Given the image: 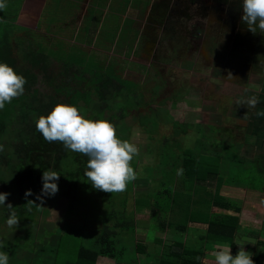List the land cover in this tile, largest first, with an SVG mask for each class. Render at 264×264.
<instances>
[{"label": "rangeland", "instance_id": "rangeland-1", "mask_svg": "<svg viewBox=\"0 0 264 264\" xmlns=\"http://www.w3.org/2000/svg\"><path fill=\"white\" fill-rule=\"evenodd\" d=\"M78 1L22 0L20 4L18 1L13 4L17 14L14 23L22 27V31L16 30L21 41L17 42L18 45L12 41L14 57L17 66L30 72L29 76L34 78L27 80H30V92H25V96L16 98V101L25 102L26 109L31 97H39L44 104L43 116H47L55 105L67 104L76 106L85 118L106 120L103 119L105 117L93 115L91 110L96 94L87 87L96 83L102 75L122 80V95L117 100L109 97L112 107L102 102L99 109L101 112L107 109V119L116 121V132L120 139L138 147L139 154L134 157L131 166L137 172V179L144 183H137L136 180L131 183L133 188L138 185L139 190L135 187L136 192L152 195L153 201L149 202L151 206L158 204L159 208L166 209L165 194L155 199V192L166 189L186 191L177 184L183 181V173L177 175L175 162L181 161L186 150H192L194 154L201 153L203 141H206L204 146L215 148L217 153L229 160H225V166L220 162L219 177L223 186L239 181L245 189L243 191L242 188L243 192H238L237 196L232 193L234 188L231 186L229 188L232 189L224 192L237 200L242 197V193L254 194L257 200L253 202L261 205L263 210L264 166L263 171H260V167L241 155L239 142H243L246 132L251 131L245 129L246 120L242 115L239 116L237 101L243 97L250 98L251 93L247 89L258 83V72L263 70L259 71L258 65L264 60L259 50L264 45V32L257 30L258 38H254L259 39V42L245 37V24L241 22L242 0H112V7L108 9L105 6L111 0ZM119 3L127 13L125 19L111 15V9ZM80 6L86 10L81 12L85 16L84 21L90 16L95 26L84 27V21L81 24L76 21V24H72L74 30L71 34L78 39L68 43L71 26L65 24L62 14L76 15L81 11ZM136 7L143 11L134 10ZM144 7H148L146 13ZM130 18L139 20V33L136 28L127 29L133 24ZM63 38L67 40H59ZM82 38H86V41H81ZM87 39L92 43L87 42ZM28 49H41L48 57L46 77L30 68L27 62ZM66 66L73 67L68 69ZM67 69L78 74H69L67 79ZM125 94L128 95L126 100ZM132 103L133 107L130 106ZM16 108L17 105L14 110ZM18 115L10 119L11 122L5 128H0V192L9 193L6 205L11 203L13 207L26 209L28 202L25 203V199L29 197H25L27 185L24 184L27 176L26 145L23 143L25 135L21 133L26 134L27 125L21 124L20 119L26 121L28 117L21 114L23 117L20 118ZM178 125L187 126L184 136L179 135L180 146L174 136V131H179ZM195 131L200 144L199 140L197 143L194 141ZM13 134H17L15 139ZM9 166L13 169L8 170ZM86 170L87 167H84L81 174L84 175ZM11 172L14 175H10ZM163 179L166 181L161 185ZM208 185V192H213L215 183ZM16 187L20 189L19 192ZM59 193L58 190L54 196L39 199L40 204L30 209L37 222L35 228L18 231L14 229L18 225L9 227L5 218L10 210L0 206V244H3L0 250L9 254V264H51L49 251L54 248L57 239L65 234L73 236L79 246L94 249V238L101 232L102 226L112 225L108 213L121 211V199L125 200L123 209L129 216H124V221L133 218L136 224L133 227L135 241L132 244H144L148 254L158 257L166 251L173 238L182 237L168 230L165 233L167 238L163 239L164 232L161 233L158 228L162 217L165 222L172 220V210L167 215L157 214V219H149L148 211L140 212L142 205L134 209L136 199L143 203V195L135 197L133 192L126 196L114 195L111 202H103L102 199L89 201L92 196L87 198L88 193H81L82 196L75 194L76 198L86 201V211L75 204L69 214V200ZM237 200L236 205L244 207V203L241 206ZM21 214L26 216L27 212L24 210ZM118 231L123 233L119 232L116 249L125 248L121 258L125 262L144 264L148 258L135 254L134 245L129 241L132 234H127L123 229ZM249 234L250 229L240 228L237 232L240 240L236 235V244H246L243 240ZM198 237L196 244L200 246L202 243L208 247L204 263L216 264L214 251L217 245L205 241V235L200 230ZM159 239L161 244L154 241ZM252 240H248V243ZM260 240L264 243V229ZM252 243L248 248L243 246L246 250L254 246L250 255L256 248L255 243ZM259 249L264 253V246ZM237 252L231 250L233 255ZM155 260V257L151 259V264H155Z\"/></svg>", "mask_w": 264, "mask_h": 264}, {"label": "trees", "instance_id": "trees-1", "mask_svg": "<svg viewBox=\"0 0 264 264\" xmlns=\"http://www.w3.org/2000/svg\"><path fill=\"white\" fill-rule=\"evenodd\" d=\"M20 4L22 0H7V7L3 12H0V62L6 63L11 66L14 71L19 74H22L26 81L30 78L31 73L19 68L17 66V59L14 57V44L12 41L16 42L15 45H18L17 42L20 40L16 34V30H21L22 27L18 26L15 21V16L17 14L16 10L13 8V4L15 5L16 2ZM10 5V6H9ZM12 18V19H11ZM21 41V40H20ZM22 51V50H21ZM20 53V51H19ZM47 56L44 55L43 50H30L28 49L27 52V62L32 69L38 70V72L46 77V67H47ZM73 66H66V68H70ZM65 71V76L69 79V74L75 75L76 73H71ZM78 69V68H77ZM31 71V72H32ZM34 79L33 77H31ZM25 90L23 95L19 97H24L25 92L29 93L31 90L30 80L25 84ZM89 88L92 92L96 94L95 102L92 104V113L95 117L106 119L110 121L114 125L116 121H112L107 119L108 116L106 115L107 109L101 110L99 109L102 102H105L107 106L109 105L112 107V102L108 100L109 97L113 100H117L122 95L124 86L122 80H117L116 78L108 77L107 75H102L96 83L91 85ZM29 97V96H28ZM125 100L127 99L128 95L125 94ZM18 98V97H17ZM26 105L27 112H25V102H17L16 98L12 100L10 104H6L3 110H0V128L4 127L8 122H11L10 119L15 117L17 113H19L18 117L21 114L26 115L28 120H24L23 118L20 119L21 124L26 123L27 130L26 134L21 133V135H25L23 143H25V167H26V181L25 185H27L26 191L31 190L32 195L25 199V203L28 204L25 206L26 209H21L18 206H14L11 210L16 213L18 218L17 228L16 230H23L25 228H35L36 223L35 219H33L32 212H30L31 208L38 206L40 203L38 202L37 196H40L41 189H42V173L43 171H48L50 168L52 171L57 172L60 176L58 180V189L64 198L69 200L68 203V213H72V209L75 204L83 210L86 201H83L80 197L76 198L75 194H82L88 193V196L91 195L92 197L89 198V201L95 200L99 201L100 199L103 202L112 201L114 195L123 194L126 196L127 194L133 192V184L129 183L127 188L123 192L118 193H108L103 192L97 189H94L90 182L87 180L85 175H82V170L87 165L88 157L69 151L64 148L61 142H52L49 143L40 133L36 131V120L39 118V115H42V111H44L43 102L39 97H31L29 102ZM18 106L16 110H14L15 106ZM130 106H134V103L130 104ZM110 108V107H109ZM125 109V108H124ZM18 111V112H17ZM142 125V124H141ZM155 125V123H154ZM179 131H174L175 141L180 143L181 139L179 140L180 136L186 133V125H178ZM28 132V134H27ZM197 140H199V136L197 131ZM15 139L17 134L12 135ZM11 136V138H12ZM202 143V141H201ZM200 144V140H199ZM206 141H203L201 147V153L197 152L194 154L192 150H186L183 158L181 161H176L174 168L182 169L183 173V181H181V185L187 191L186 188H189L187 191V201L185 202L186 205L182 209L177 210L178 213H174V217L172 220L169 221H162V218L158 222V228L160 231L163 232L165 229H170L173 233H178L183 236L187 231V226L189 223L191 224H201L205 225V241H213L220 244H228L231 247V250H235L236 243L235 235L237 229L239 228L238 222L239 217L235 214H225L221 213H211L210 209L217 208L222 211H233L235 213H239L240 208L236 205L235 202L227 199L224 196L220 195V188L222 186V180L219 177V167L220 162L222 160H228L222 154L217 153L215 148H209V146H204ZM182 144H179V146ZM208 145V144H207ZM229 161V160H228ZM52 165V167L50 166ZM8 170L13 169L11 166L7 167ZM62 169V170H61ZM260 171H263L260 168ZM10 175H14L13 172ZM10 178L12 176H9ZM13 181V178L11 179ZM138 180V179H136ZM161 183V185L164 183ZM173 181V180H172ZM183 182V183H182ZM215 183L214 191L208 193V188L210 185ZM176 185V183H175ZM195 187V188H194ZM18 192L20 189H18ZM85 191V192H84ZM204 191L205 204L202 205L200 210H193L192 204L196 203L192 198L194 195L198 196L200 192ZM82 193V194H81ZM165 194L166 197V209L163 210L159 208L158 204L150 205V200L153 201L151 194H142L144 197L143 203H139L136 199L134 202V209L142 205L140 212H149L151 218L157 219V214H164L167 215L170 210L174 209V207L178 208V203L182 196V191L178 190H163L161 192H155V199L159 198L161 195ZM136 196L141 194H134ZM203 195V196H204ZM135 196V197H136ZM94 202V201H93ZM142 202V201H141ZM147 202V203H146ZM122 205L121 211H111L108 213V218L111 221L112 225H104L103 228L100 229L96 237L94 238L95 248H85L84 246H79L78 241H76L73 236L69 234H65L60 236L56 243H54V248L49 251L50 253V262L51 264H95L98 258H106L112 261L113 264H141L137 262H125L121 256L124 255L125 248H121L119 250L116 249L117 242H119V232L122 234L123 232L118 231L119 229H123L124 232L127 234H132L129 241L131 244L134 239V231L135 226L133 218H128V221H124V216H128L127 212H125V200L121 199L120 207ZM147 208H146V207ZM182 206V205H181ZM140 209V208H139ZM26 211V216L21 214V211ZM206 210V211H205ZM7 211L9 209L7 208ZM86 211V210H85ZM136 211V210H135ZM7 219V217L5 218ZM178 219V220H177ZM26 225H25V224ZM111 226V227H110ZM264 228V224L262 226ZM28 232L31 231L27 229ZM79 236V235H77ZM130 244V245H131ZM135 254L138 256H146L148 260L144 264H151V259L154 257L151 254H148L145 250V246H143L139 242H134ZM260 246H264L262 241H258L256 244V248L252 254V259L254 264L259 263V260L263 258L264 253L262 250L259 249ZM258 247V248H257ZM208 247H205L202 243L200 246L197 244L192 243H184V242H173L170 246L166 248V251L160 254L158 257H155L156 264H205L204 263V256L206 254ZM157 256V255H156Z\"/></svg>", "mask_w": 264, "mask_h": 264}, {"label": "clouds", "instance_id": "clouds-1", "mask_svg": "<svg viewBox=\"0 0 264 264\" xmlns=\"http://www.w3.org/2000/svg\"><path fill=\"white\" fill-rule=\"evenodd\" d=\"M6 7L7 0H0V12ZM241 22L253 34L258 29L264 32V0H242ZM26 83L22 74L0 62V110L23 95ZM244 103L249 109H255L260 101L253 96ZM35 126L47 142H61L65 149L88 157L84 175L94 189L108 193L123 192L129 183L137 179V172L131 162L139 154V149L134 143L120 139L115 125L110 121L88 119L74 105L57 104L47 116L41 115ZM177 175H182V169L177 170ZM60 176L52 170L43 171L41 194L37 199L54 196L59 190L57 182ZM8 195L0 192V206L10 210L6 224L16 227L20 219L11 211L14 208L11 203L5 204ZM30 195L31 190L25 192V197ZM0 248H3V244H0ZM214 258L216 264H254L252 255L243 246L233 255L230 246L217 245ZM0 264H9V254L2 250Z\"/></svg>", "mask_w": 264, "mask_h": 264}, {"label": "crops", "instance_id": "crops-1", "mask_svg": "<svg viewBox=\"0 0 264 264\" xmlns=\"http://www.w3.org/2000/svg\"><path fill=\"white\" fill-rule=\"evenodd\" d=\"M74 1H76V2H79L78 0H74ZM83 3V2H82ZM88 3H89V1H88ZM122 5H121V3H119V4H117L116 6H114L111 10H113L112 11V13H111V15H112V17H119L120 19H125L126 18V15H127V13H126V11H124L123 9H122V7H121ZM83 7V6H82ZM81 6H80V9L79 10H81L80 12H78V14H76V15H74V14H69V16H68V13L66 14V13H64V14H62L63 16H65V20H66V23L65 24H70L69 26H71V28H70V34L73 32V30H74V27H73V23H75L76 21H80V24L81 23H83V21H84V17L85 16H83V14H81V12L83 13L84 12V10H85V8H82ZM108 7H112V0H111V2H110V4L109 3H107L106 4V6H105V8L106 9H108ZM59 8V7H58ZM82 8V9H81ZM91 8V7H90ZM145 8V9H144ZM143 9H144V12H145V10L147 9L148 10V7H144ZM67 9V8H66ZM87 9V8H86ZM91 9H93V8H91ZM59 10H60V8H59ZM134 10H137V11H140V12H142L143 10L142 9H139L138 7H136ZM146 10V11H147ZM85 12H86V10H85ZM104 12H105V10H104ZM88 13H89V15H90V12L88 11ZM146 13V12H145ZM74 15V16H73ZM79 15V16H78ZM85 15V14H84ZM73 18V19H72ZM128 20V19H127ZM135 20H136V23H135ZM130 22H133V24H131V25H129V27L127 28V29H130V30H132V29H137V31H138V33L140 32V29H139V27H140V25H139V20H137V19H134V18H130V20H129ZM85 22V21H84ZM87 22V23H86ZM86 22L84 23V27H87V25L88 26H90L91 25V27H94L95 26V23L93 22V21H90V16H89V18H87L86 19ZM55 24H56V22H55ZM76 24V23H75ZM94 25V26H93ZM102 25H103V23H102ZM101 25V26H102ZM100 26V23H99V25H98V27ZM135 32V31H134ZM134 32H132V33H134ZM68 33V34H69ZM98 33V32H97ZM245 37L246 38H249V39H251V41L253 40V41H258L259 42V39H256V38H254V37H257L258 35V33H255V34H253L252 32H250L248 29H247V25L245 24ZM73 34V33H72ZM70 35V40H67V38H63V39H59V40H63V41H68V43L69 42H71V40H75V39H78L77 37H76V35ZM49 35H51V34H49ZM140 35V34H139ZM53 36V35H52ZM55 37H57V36H55ZM258 38V37H257ZM86 38H82V39H80L81 41H86L85 40ZM110 42H112V40H109ZM87 42H89V43H92L91 41H90V39H87ZM259 47H260V44H259ZM68 48V47H67ZM72 48V47H71ZM76 48V47H75ZM259 50H260V54H261V56H263L264 57V45L263 46H261L260 48H259ZM253 54H255L254 52H253ZM254 57H256V56H254ZM264 60L258 65V68H260V70L259 71H261L262 69V71L261 72H258V73H260L259 75H258V77H259V80H258V83H256V84H254V85H256V86H254V85H251L250 87H249V89H247L248 90V92H249V94L251 93V96L252 95H254V94H257L255 97L260 101V103L259 104H257V106H256V108L255 109H249L248 107H247V105L246 104H244V101H246L248 98L246 97H243L242 98V100H240V101H242L241 103H239V106H238V111H239V116L240 115H242L243 117H244V120H246V122H245V129H246V131L247 130H249V131H251V132H246V135H245V137L243 138V142H239L240 143V152H241V155H243V156H245L246 158H248V160H251V162L254 164V165H256V166H258V167H260V168H262V166H264V162H262L261 163V161H264V160H259V159H257V158H263L264 159V115H258L257 113H264ZM253 77V76H252ZM255 80V79H254ZM257 89V90H256ZM250 96V95H249ZM250 96V97H251ZM237 114H238V112H237ZM213 128H217L216 126H213ZM196 139H197V135H195L194 136V141H196ZM255 161H258V162H255ZM221 163H222V166H225V164H226V162H225V160H222L221 161ZM136 182L137 183H144V181H139V180H136ZM135 182V183H136ZM181 182V181H180ZM180 182H176L178 185H181V183ZM232 184L235 186V187H233L232 186ZM150 185V184H149ZM229 186H231L232 188H234V189H232V188H229V186H223V184H222V186H221V188H220V195L221 196H224V197H226L227 199H229V200H231V201H233V202H235L236 203V201L235 200H237V199H235L233 196H230V194L228 193V192H224V191H226L227 189H232V190H234L232 193H235V196H237V193L238 192H243L245 189L243 188L244 186H243V184L242 183H240L239 181L238 182H236V183H234V182H232V183H230V184H228ZM136 188H138V185H136L135 186ZM135 187L133 188V194H143V192H141L140 193V191H137L136 192V190H135ZM242 188H243V191H242ZM138 190H139V188H138ZM181 191V190H180ZM148 192V191H147ZM146 192V193H147ZM245 192H248V191H245ZM204 193V191L203 192H200V194L197 196V197H199V198H196V196L194 195V197L192 198V200H194V202H196V203H194V204H192V209L193 210H200L201 209V207H202V205H204L205 204V202H204V199H205V195L203 194ZM208 193H211V192H208ZM188 195L187 194V191H182V194H180L181 196H182V198H180V200H179V203H178V208L176 207H174V209H172V212H174V213H178V211L177 210H179V209H182L183 207H185V205H186V199L185 198H187V196L186 195ZM204 195V196H203ZM136 196V195H135ZM245 196H247L248 198H249V200H246V197ZM243 197V198H242ZM242 197L240 198V199H238L237 201H239V202H241V206H242V204L244 203V207H240V211H239V213H235V212H233V211H222V210H220V209H217V208H212V209H210V212L211 213H221V212H223V213H225V214H235V215H237L238 217H239V222H238V225H239V228L237 229V232L239 231V229L240 228H246V229H250V234L243 240V242L244 241H246L245 243L246 244H244L243 243V246L246 248H248V246L249 245H253V243H252V241L255 243V245L257 244V242L258 241H261L260 240V238H261V233H262V229H264V228H260L259 226H261L262 225V223L264 224V216L262 215L263 214V210H262V207H261V205H257V204H255L254 202H253V200H257V196L256 195H254V194H250V193H246V194H244V193H242ZM204 198V199H203ZM250 198H252V199H250ZM245 203L247 204V205H245ZM183 204H185L184 206H183ZM182 205V206H181ZM201 207H200V206ZM255 207H256V209H255ZM171 211V210H170ZM170 211H169V213H170ZM206 211V210H205ZM146 213V212H145ZM262 215V216H261ZM173 218V217H172ZM135 226H136V224H135ZM243 226H245V227H243ZM263 226V225H262ZM205 225H201V224H191V223H189V228H187V231H186V233L181 237V238H173V241H172V243L173 242H184L185 244L186 243H195L196 244V242L198 241L197 239H199L200 237H198L197 238V234H198V232H199V230L201 231V233H203V234H205ZM168 230H170V229H165L163 232H164V235L162 236L163 237V239H166L165 238V233H166V231H168ZM171 231V230H170ZM237 232H236V235H237ZM148 233V232H147ZM162 233V232H161ZM236 235H235V237H236ZM134 236H135V231H134ZM238 236V235H237ZM244 236H245V234H244ZM171 237V236H170ZM161 239V238H160ZM154 240L155 242H158V244H161V240ZM172 239V238H171ZM238 240H240L239 239V236H238V238H237ZM253 239V240H252ZM248 240L250 241V240H252L251 241V243H248ZM171 241V240H170ZM234 242H235V240H234ZM239 242V241H238ZM212 243L214 244V245H220V243H217V242H213L212 241ZM236 243V242H235ZM162 245H165V244H162ZM171 245V242H170V244L168 245V246H170ZM222 245H228V244H222ZM143 246H145L144 244H143ZM167 246V247H168ZM229 246V245H228ZM240 246H242V242L239 244V245H237L236 244V246H235V250L233 251V252H237L238 250V248L240 247ZM250 246V247H251ZM166 247V248H167ZM254 247V246H253ZM253 247L252 248H249V249H245L244 248V250H246V251H248L249 252V254H251L252 253V249H253ZM261 248H263V246H260ZM259 247V248H260ZM153 257H156V256H153ZM205 261H206V259H204ZM108 261V262H107ZM156 261L157 260H155L154 262H155V264H156ZM210 261H213V260H210ZM262 262V263H261ZM259 263L260 264H263L264 263V256H263V258H261V260H259ZM95 264H112V261L111 260H109V259H106V258H98L97 260H96V263Z\"/></svg>", "mask_w": 264, "mask_h": 264}]
</instances>
